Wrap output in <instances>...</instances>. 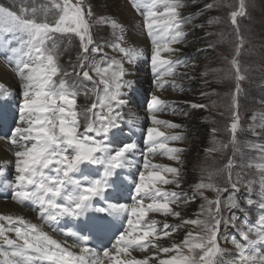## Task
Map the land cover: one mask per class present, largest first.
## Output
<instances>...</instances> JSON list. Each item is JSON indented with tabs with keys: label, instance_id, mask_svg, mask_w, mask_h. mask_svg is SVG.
I'll return each instance as SVG.
<instances>
[{
	"label": "snow or ice",
	"instance_id": "6c2138e0",
	"mask_svg": "<svg viewBox=\"0 0 264 264\" xmlns=\"http://www.w3.org/2000/svg\"><path fill=\"white\" fill-rule=\"evenodd\" d=\"M157 6H162L163 11H156ZM55 7L61 14L53 23L38 22L0 7V21L9 24L13 32L20 34V47L13 50L15 60H10V63H15L14 71L22 88V103H19L15 112H6L0 104V126H4L9 120L12 122L10 142L17 149L14 153L16 175L11 196L21 204L32 202L36 205L42 220L49 225L58 223L64 217L78 219L85 216L92 207L93 200L104 197L112 188L108 178L114 175L117 168L129 164L128 157L136 148L132 143L123 144L118 150H114V154L109 148V133L115 137L120 131V115L116 108L121 104V78L124 71L121 62L117 60H111L109 67L103 69L95 64L86 65L89 46L94 44L86 19V15H91V8L86 12L81 3H73L72 0H63L62 4H56ZM181 7L182 0H151L145 13V27L154 45L150 63L157 73L158 87L168 83L160 79L161 70L164 76H172L175 68L181 64L179 59L162 56V53L171 55L178 52L179 49L172 48L171 45L184 39L185 34L181 31L184 21L179 12ZM211 7L212 5H206V8ZM20 11L31 16L36 15L35 9ZM230 15L237 34L234 56L230 60L235 80V90L231 94L230 132L235 142V135L240 126L238 96L241 92V82L245 79L239 57L246 41L240 35L238 24V17L245 15L244 0H239L238 10L232 11ZM113 27L118 28L119 25L113 22ZM56 33L79 36L83 55L80 57V63L73 66L75 76L91 80L92 76L88 70L91 67L97 74L102 73L106 77L103 80V98L98 103H93L87 111L94 115V110L99 106L101 109H107V114H101L97 120L90 119L83 132L79 130L78 113L75 110L77 94L68 89L63 79L59 84L54 79L61 72L57 62V42L53 39ZM118 39L122 40V36ZM49 41L51 47H48ZM112 47L125 56L133 54L119 43L113 44ZM91 51L99 53L102 49L96 45ZM63 75L66 77L70 73L65 71ZM172 83L174 84V81ZM2 89L3 85L0 84V90ZM169 106L170 102L159 96L151 97L150 108L153 113ZM151 120L155 125L181 127L170 121L160 120L156 115H152ZM97 136L100 139H97ZM181 138L178 134L166 135L159 127H149L146 134L148 153H162L172 160L179 161V154L183 150L170 147L167 142L162 141ZM231 164L230 160L228 166L231 167ZM86 165H103L102 177L90 179L84 176L77 179L81 167ZM142 167L144 170L138 172V180L134 183L132 199L135 202L132 205L116 204L98 209L100 212L111 214L130 213L127 227L119 232L115 244L110 248L102 249V253L95 252L88 246V236H83L78 237L83 246L79 247V251H73L70 246L44 231L41 225L31 223L23 217L0 215V220L8 222L7 227L0 223V255L3 256V264H105V261L107 264H149L153 257L156 258V264H216L217 254L223 251L217 243L220 219L216 218L219 216L221 189L203 181L194 187L191 197L193 200L196 193L204 196L201 190L205 188L217 193L216 200L208 201L209 206H216L215 215L210 207L208 209V215L212 217L211 222L199 219L181 220L180 224L170 225L165 221L158 229L160 222L155 219L146 220L148 214L152 212L165 217L180 218L181 213L174 210L172 205L182 196L185 197L183 202L187 203V194L162 187L175 184L179 188V168L153 164L147 155L143 158ZM259 183L264 186V175H261ZM231 187L233 192L239 190L236 183H232ZM229 203L230 206L239 207L234 199H230ZM246 203L251 206L254 202L248 199ZM236 219L238 218L233 215L229 223ZM189 224L202 226L204 234L197 232L193 235L190 231L180 244L173 243L171 247L157 245L156 241L161 237H170L168 229L175 231L182 225ZM249 231H254L257 239L250 240L245 232L242 234L245 243L233 241L240 256L237 264H264V253L257 250L264 248V217H261L256 226L250 227ZM9 233H15V238ZM150 247L153 249L152 256L137 258L131 255L132 251L146 252ZM185 247L189 252L199 249L202 255L198 258L186 255L183 251ZM161 254H164L163 258Z\"/></svg>",
	"mask_w": 264,
	"mask_h": 264
},
{
	"label": "rangeland",
	"instance_id": "374dc122",
	"mask_svg": "<svg viewBox=\"0 0 264 264\" xmlns=\"http://www.w3.org/2000/svg\"><path fill=\"white\" fill-rule=\"evenodd\" d=\"M72 2L81 3L86 12L89 7L91 8V15H86V19L90 26L94 44L89 46L86 65L95 64L103 69L109 67L111 60H117L121 62L124 77L126 63H131L132 57L125 56L112 45L119 43L121 47L128 50V46H123L125 39L123 37L122 40L118 39L123 36V31L128 37L133 36L134 31H136L143 34L145 40L147 39L149 34L145 27V13L151 4V0L149 2L145 0H72ZM62 3L63 0H0V7L15 11L18 15H24L25 18L36 19L38 22L53 23L61 14L55 5ZM198 3L199 8L197 10L195 5ZM122 5H128L126 7L129 8V11L132 10L136 14V21L129 19L125 22L127 26L124 27L119 22L121 18L118 14V12H122ZM206 5H212V7L206 8ZM244 5L245 15L238 17V24L240 35L246 41L239 57L245 79L241 82V92L238 96L240 126L235 135V142H233V136L230 132L231 94L235 90L230 60L234 56L237 34L231 23L230 14L232 11L238 10L239 0H182V7L179 12L184 21L181 25V31L185 34L184 39L171 45L172 48L179 49L178 52L171 55L162 53L164 57L179 59L181 64L175 68L172 76H164L163 70H161L160 79L162 82L167 81L168 83L164 84L163 87H158V76L150 63L151 49L154 47L151 39L152 45L150 44V50L146 56V67H138L146 71V75L139 78L140 87L137 86L133 89L139 88L137 93L140 94L139 97L142 100L141 107L146 111L149 108L147 112L156 115L160 120L170 121L181 126L169 128L164 125H157L160 131L165 132L166 135L178 134L182 137L175 141H162L167 142L170 147L183 150L179 154L180 160H172L162 153L155 155L148 153L146 134L150 127L151 118L148 121H142L144 131L141 134H136V137L126 138L122 134L121 140H118L120 138L113 137L111 132L108 136L109 148L113 150L112 154L123 144L132 143L136 145L134 152L128 157L129 164L119 168L125 173L115 170L113 175L125 179L117 187L120 192L114 195L118 197L121 204L130 206L134 203L129 194L134 192L133 188L135 181L138 180V172L144 170L142 165L145 155L153 164H163L180 169L179 188L175 184L162 187L187 194L188 202L184 203L185 197L182 196L172 205L174 210L181 213L180 218L165 217L162 214L150 212L149 220L155 219L160 222L157 226L158 229L162 227L165 221L170 225L180 224L181 220L199 219L211 222L212 217L208 215V209L210 207L212 214L215 215L216 206H209L208 201L216 200L217 193L212 189L205 188L201 190L204 196L196 193V198L193 200L191 197L194 187L203 181L204 183H212L221 189L219 193V216L216 218L220 219L217 243L223 251L217 254L216 264H237L240 256L233 241L245 243L242 238V234L245 232L248 233L250 240L257 239L256 233L249 231V228L256 226L261 217H264V209H262L264 206V186L259 183L261 175H264L262 172V168H264V0H244ZM142 7L144 8L141 9ZM21 9H35L36 15L31 16L22 13ZM155 10L162 12L163 8L157 6ZM113 22L119 27L114 28ZM134 37L136 38V36ZM53 39L57 42V62L61 69V72L54 79L57 84L63 79L68 89L77 94L75 110L78 113L79 130L83 132L90 119L97 120L101 114H107V109H101L99 106L94 110V115L87 111L93 103H98L103 98V80L106 77L102 73L97 74L91 67L88 68L92 76L91 80L82 76L77 77L73 73V66L80 63V57L83 55L79 36L56 33ZM19 41L20 34L13 32L9 24L0 21V59L13 71L15 63H10V60H15L13 50L20 47ZM96 45L102 49V52L91 51V48ZM48 47H51V41L48 42ZM146 68L152 73L151 78ZM77 70L79 69L77 68ZM65 71L70 75L65 77L63 75ZM123 77L121 82H126ZM153 95L170 102V106L153 113L150 108ZM18 105L15 103L12 109L17 110ZM192 105H206L207 107L195 108ZM6 107H9L8 103ZM116 111L118 112L117 108ZM127 117V114L123 117L120 116L118 124L125 131L132 132L128 125L129 122L126 121ZM213 129L216 131L213 132ZM96 138L100 139L99 136ZM230 160L232 162L231 167L228 166ZM87 166L90 168L87 169ZM82 168L84 171L91 170V172L85 171L91 177L102 176L104 172L103 165H86ZM12 181L1 180L0 183L3 185L0 186V198L11 201L27 210H36L34 214H31L32 216L25 213L22 217L27 221H29L28 218H33L42 223L39 211L33 209L36 205L21 204L12 197H3V194L7 196L11 193L9 185L13 184ZM232 183L237 184L238 191L233 192ZM112 191L113 189H111ZM111 192L108 191L107 193ZM230 199H234L239 207L230 206ZM248 199L253 200V205H247ZM12 213L13 215L3 214L2 216L16 217L14 212ZM233 215L238 219L229 223ZM145 219L147 220L148 217ZM114 222L115 229H109V233H113L121 225L120 217ZM0 223L7 227V221L0 220ZM87 229L90 228L78 227L64 217L58 223L52 224L49 229L52 234L49 233V235L67 246L73 244L80 247L83 245L77 236ZM168 231L171 233L170 237H161L156 241L158 246L171 247L173 243L180 244L190 231L193 235L197 232L204 234L202 226L191 224L182 225L175 231L170 228ZM9 235L15 238V233H9ZM117 237L108 241L110 246L99 237L96 238L101 241L96 243L101 245L102 249L110 248L115 244ZM88 246L97 252L93 243L88 241ZM5 250L8 249L5 248ZM257 250L264 253V248ZM152 251L153 249L150 247L146 252L139 250L132 252H138L143 256H152ZM183 251L184 254L193 255L197 258L202 255L199 249L189 252V249L185 247ZM140 255L138 257H141ZM163 257L164 254H161V258ZM0 264H3L2 255H0ZM149 264H156V258L153 257Z\"/></svg>",
	"mask_w": 264,
	"mask_h": 264
},
{
	"label": "bare ground",
	"instance_id": "6f19581e",
	"mask_svg": "<svg viewBox=\"0 0 264 264\" xmlns=\"http://www.w3.org/2000/svg\"><path fill=\"white\" fill-rule=\"evenodd\" d=\"M126 6H128V5H126ZM126 6L122 5V9H121L122 12H118V14H120L119 16L121 18V20L119 19L120 20L119 22L123 27L127 26L125 22L128 21L129 19L130 20L132 19L134 22L136 21V18H135L136 14L132 10H131L132 12L129 11V8ZM128 26L130 27L131 25H128ZM134 36H136V38L138 40ZM122 37H123V39H125L123 46L124 47L128 46V50H130L133 54H132V56H130V57H132L131 58L132 61H131V63H129L130 65L128 63H126V66H127L126 72H125V75L123 77L126 82H121V84H122L121 93H120L121 104L119 105L117 110H118L119 115L121 117H123L125 114H127L128 117H127L126 121L130 123V124L128 123V125H129V128L132 130V132H129L128 130L125 131L122 127H120V131H118L116 133V136L120 138L118 140H121L122 134H124L126 138L136 137V134H141L144 131L142 121L143 120L148 121L152 117V115L147 112V111H149V108H147V111H146V109L141 107L142 100L139 97L140 94L137 93L139 91V88H137L136 90H133L137 86L140 87L139 78L146 75V71L144 69H139L138 67H141V68L146 67V56L150 50V44H151L150 40L152 38L150 36H148L147 39L145 40L144 35L141 33H137L136 31H134L133 36H130V37L126 36V32L123 31ZM146 70H147V72L151 78L152 73L147 68H146ZM0 84L3 85V89L0 91V104H2L4 106V110L6 112L17 111L16 109H12V107L15 105V103H18V104L22 103V88L20 86V81H19V78H18L16 71H13L11 68L6 66V64H4L1 59H0ZM166 95H168V94H166ZM7 103H8L9 107H6ZM124 120H125V118H124ZM149 124H150V127H158L157 125H155L152 122V120L149 121ZM11 125H12V122L9 120L4 126H0V182H1V180H4V181L11 180L12 181V180H14L15 175H16L15 169H14V164H15L14 153L17 149L10 142L9 132H10ZM3 128H4V130H3ZM148 147H149V145H148ZM12 183L14 184V181H12ZM13 184L9 185L11 188V192L13 190L12 189ZM1 185H3V184L0 183V186ZM3 197H12V196L10 193L7 196H5L3 194ZM115 197H117V196H115ZM113 202L114 203H112L111 205L121 204L118 197H117L116 201H113ZM12 212H14V215L16 217H22L23 215H25V213H27L28 215L34 214V212H36V210L30 211V210H27V209H24V208H21V207L15 205L11 201H5V200L0 198V215H3V214L13 215ZM149 215H150V213L148 214L147 220H149L151 217ZM28 220L31 223L41 225L44 231L51 233L49 231V229L51 228L52 225L45 223L41 219L40 220L42 221V223L37 221L36 219H33V218H28ZM44 227H46L47 229H45ZM115 232H117V230H115ZM81 233L82 234L77 236V239H78V237L88 236V238H89L88 241L93 243L94 247H96V251L99 253H102V246L98 245L97 243H99L101 240H103L104 243H106L108 246H110L108 241L115 238V237L111 238V239L107 238V234H110L108 230H105V233H107V234H102L103 231H98L95 229L94 230L87 229L85 231H82ZM96 235H100L99 238L101 240L97 239ZM68 246H70L71 250H73V251H79V247H77L76 245L71 244ZM131 255L134 257H137V258H143L145 256V255L144 256L140 255V253H138V252H135V253L131 252ZM138 255H140L141 257H138Z\"/></svg>",
	"mask_w": 264,
	"mask_h": 264
},
{
	"label": "trees",
	"instance_id": "16d2710c",
	"mask_svg": "<svg viewBox=\"0 0 264 264\" xmlns=\"http://www.w3.org/2000/svg\"><path fill=\"white\" fill-rule=\"evenodd\" d=\"M198 8H199V3L195 5V9L198 10ZM244 20H245V18H244Z\"/></svg>",
	"mask_w": 264,
	"mask_h": 264
}]
</instances>
